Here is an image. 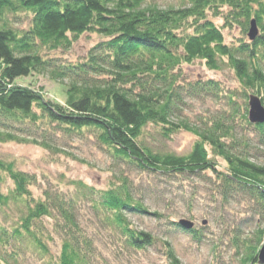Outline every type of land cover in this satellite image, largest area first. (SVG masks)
<instances>
[{
  "label": "trees",
  "instance_id": "16d2710c",
  "mask_svg": "<svg viewBox=\"0 0 264 264\" xmlns=\"http://www.w3.org/2000/svg\"><path fill=\"white\" fill-rule=\"evenodd\" d=\"M21 14L29 18L27 27L13 24ZM251 21L258 30L254 40L225 42L224 28L236 26L248 34ZM90 34L100 39L81 61L45 56V51L68 50ZM195 60L212 71L227 64L240 92L216 79L185 80L182 67ZM34 74L67 82L63 104L42 88L18 83ZM247 92L264 105V0H181L178 7H161L156 0H0V143L57 152L58 140L91 132L119 163L159 177L196 178L206 185L213 205H230L248 195L258 224L264 220V163L254 160L249 136L239 135L234 121L235 97L242 96L246 105ZM220 94L227 98L226 114L201 118L200 125L181 116L193 99ZM242 117V126L256 130L264 144V123L251 124L246 109ZM148 125L166 138L183 130L196 140L186 154L154 151L146 140ZM6 180L11 186L0 188V244L11 241L13 247L0 249V264H17V253L25 248L46 251L53 236L59 241L53 264H97L94 235L81 224L80 205L87 197L97 223L112 227L126 248L146 250L156 242L150 231L132 226L128 214L164 216L135 199L124 177L106 189L72 180L70 191L45 189L36 196L31 189L35 174L0 158V185ZM166 223L197 241L205 228ZM241 234L238 230L234 237L237 253L242 249L244 255L240 264H258L264 230L256 229L253 239ZM161 240L170 264H180L170 242Z\"/></svg>",
  "mask_w": 264,
  "mask_h": 264
},
{
  "label": "rangeland",
  "instance_id": "374dc122",
  "mask_svg": "<svg viewBox=\"0 0 264 264\" xmlns=\"http://www.w3.org/2000/svg\"><path fill=\"white\" fill-rule=\"evenodd\" d=\"M161 7L173 5L178 7L181 0H156ZM17 27H27L29 18L21 14L13 19ZM217 23H221L218 18ZM242 30V29H241ZM236 26L224 28L225 42L229 45L238 44L243 39L247 42V34ZM100 39L96 34L80 37L68 50L45 51V56L54 58L58 62L75 63L87 49ZM185 80L216 79L224 88L240 92L233 71L227 64H222L217 71L209 70L200 60L188 63L182 67ZM20 84H33L35 88H42L46 96L55 102L63 104L65 100V83L50 79L46 75H31L19 79ZM250 95L252 92H247ZM239 110L234 115L236 129L239 135L249 136L252 144L251 153L254 160L264 163V144L260 143L256 130L252 127L242 126V114L246 109L248 113V98L246 105L242 96L235 97ZM227 98L223 95L198 97L192 100L191 106L183 111V115L192 124H201V118L219 115L228 111ZM233 120V119H232ZM146 140L154 151H165L176 154H186L194 144L196 136L188 131H178L164 137L160 135L159 128L148 125L145 128ZM60 151L54 152L32 144L0 143V158L14 162L18 169L30 172L36 176V184L31 187L36 196H40L45 189H60L70 191L72 180H80L95 189H106L113 183H119L118 177L126 178L131 184V192L135 199H140L150 212H161L164 217L156 218L147 214H128L130 224L138 230H147L157 237L156 242L146 250H130L117 239V233L112 227L98 224V220L91 212L90 198L84 199L80 205L81 224L94 235L99 258L97 264H170L164 254V242L168 240L180 264H240L242 249L238 254L234 244L235 233L242 231L241 238L253 239L256 229L264 230V220L256 223L258 214L254 201L248 195L244 200H234L230 205H213L209 202L206 185L196 181L192 176L179 178L159 177L145 171L137 170L124 163L116 161L104 148H102L93 133L75 135L57 141ZM198 187L197 192L194 187ZM11 186L10 181L0 185L2 190ZM14 215V211H9ZM255 215H254V214ZM257 215V216H256ZM180 219L194 222V227L201 228L203 236L197 241L188 232L179 227H169L166 221L177 223ZM205 223L203 224V222ZM3 224L8 222L2 221ZM47 226L51 220H44ZM176 225V224H175ZM171 228L166 235L165 230ZM57 236L53 240L47 239L46 251H37L32 248L19 250L17 264H53L59 254ZM0 244V249L13 247Z\"/></svg>",
  "mask_w": 264,
  "mask_h": 264
},
{
  "label": "water",
  "instance_id": "95a60500",
  "mask_svg": "<svg viewBox=\"0 0 264 264\" xmlns=\"http://www.w3.org/2000/svg\"><path fill=\"white\" fill-rule=\"evenodd\" d=\"M257 35V27L254 21H251V27L248 31V37L250 40H254ZM248 113L247 119L251 124H261L264 123V105L262 104L259 96L255 94L248 95ZM205 223V221L203 222ZM178 224L186 229L192 228L194 222L188 219H180ZM258 264H264V243L261 245L257 254Z\"/></svg>",
  "mask_w": 264,
  "mask_h": 264
}]
</instances>
